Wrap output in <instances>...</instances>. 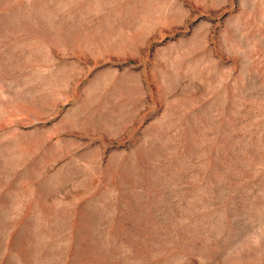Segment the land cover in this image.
Returning <instances> with one entry per match:
<instances>
[{
	"label": "rangeland",
	"instance_id": "374dc122",
	"mask_svg": "<svg viewBox=\"0 0 264 264\" xmlns=\"http://www.w3.org/2000/svg\"><path fill=\"white\" fill-rule=\"evenodd\" d=\"M0 264H264V0H0Z\"/></svg>",
	"mask_w": 264,
	"mask_h": 264
}]
</instances>
